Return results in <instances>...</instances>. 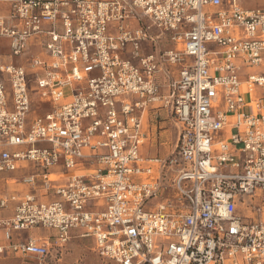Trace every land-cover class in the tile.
<instances>
[{
    "label": "built area",
    "instance_id": "built-area-1",
    "mask_svg": "<svg viewBox=\"0 0 264 264\" xmlns=\"http://www.w3.org/2000/svg\"><path fill=\"white\" fill-rule=\"evenodd\" d=\"M239 1L0 0L8 58L47 54L0 55V255L42 264L77 233L115 264H264V12ZM151 106L165 156L141 153ZM33 230L55 236L13 241Z\"/></svg>",
    "mask_w": 264,
    "mask_h": 264
},
{
    "label": "crops",
    "instance_id": "crops-1",
    "mask_svg": "<svg viewBox=\"0 0 264 264\" xmlns=\"http://www.w3.org/2000/svg\"><path fill=\"white\" fill-rule=\"evenodd\" d=\"M252 2V3H251ZM258 2V3H257ZM239 5L247 11H255L259 10L261 12H264V1L263 0H240ZM222 8H225V4H223ZM6 9L5 6L0 5V13H5ZM4 39V38H3ZM7 41V40H6ZM8 44V42H7ZM150 48H147L146 51H150ZM167 69V68H166ZM167 70L168 74L166 75L164 72H160L157 75V84L160 87V93L161 94H167L169 91V84L178 78L179 73V67H169ZM257 96L262 99V105L264 106V90L258 91ZM34 110H36L38 113H42L47 108H49L47 105L41 106L37 102L34 101ZM143 128L146 132V141L145 143H149L152 146V150L154 152L152 154L145 153V150L142 148L141 153L143 155L147 156H155L157 147L160 146H167L170 143H175L176 141V135L177 130L175 127V123L173 120V117L165 112L164 110L154 111L152 106L149 107L148 111L143 115L142 118ZM176 134V135H175ZM175 136V137H174ZM226 134H218L219 138H226ZM157 146V147H156ZM173 148V147H172ZM165 152V151H164ZM159 156H165L167 154L165 153H159ZM38 172V169L31 165H26L20 168L18 171L14 172L16 175H9L8 177L13 181L16 182L14 187H16L18 192H24V191H30V188H25L23 185L20 184V180L22 177L27 175H34ZM50 175L52 178L59 177V174H63L64 171L61 167L52 168L49 170ZM58 184L65 183V179H58ZM14 187H10L14 189ZM49 199H55V197H48ZM4 213V214H3ZM12 214L11 207L8 211L3 212L0 210V218L8 217ZM55 236V232L52 230H33L29 231L20 235H16L13 239V241H25L27 239H33L35 241H39L40 243H45L47 241L52 240V237ZM77 240L79 242H90L92 245V251L94 247L93 240L90 238H83L80 237L77 233H72L69 241L65 245L64 249L67 247V245L72 241ZM63 254V253H62ZM55 258V257H52Z\"/></svg>",
    "mask_w": 264,
    "mask_h": 264
},
{
    "label": "rangeland",
    "instance_id": "rangeland-1",
    "mask_svg": "<svg viewBox=\"0 0 264 264\" xmlns=\"http://www.w3.org/2000/svg\"><path fill=\"white\" fill-rule=\"evenodd\" d=\"M41 43H42V40L39 37L33 38L26 52L21 57V60H19L17 58H14V59L8 58L7 41L6 39L0 38V55L4 56L2 61L11 62L14 64H17L19 63V61H21V64L25 66L26 68H28L30 66L31 59L33 57H41V58L44 57L45 59H47V54L42 48ZM33 97L35 96L33 95ZM173 144L174 143H170L165 147L156 146L157 147L156 155H158L159 153L168 154L171 151ZM142 148L145 150V153H147L148 155L154 152V150H152L151 144L149 143L148 144L145 143ZM11 175H16V173H13ZM14 189H17V188L14 187ZM3 212H6V211L3 210ZM240 213H242V215L247 214V212H245L244 209L240 210ZM0 264H38V263L36 260L31 259V258H27V257L23 258V257L3 254V255H0ZM42 264H115V263L109 260H102L101 258H99L96 255V253L92 251V245L90 242L87 243V242H79L77 240H72L67 245L65 250H63L62 255L60 256L57 255L56 258H48Z\"/></svg>",
    "mask_w": 264,
    "mask_h": 264
}]
</instances>
